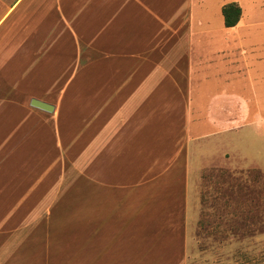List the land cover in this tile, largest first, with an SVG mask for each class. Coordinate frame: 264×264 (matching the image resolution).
Listing matches in <instances>:
<instances>
[{"label": "crops", "instance_id": "crops-1", "mask_svg": "<svg viewBox=\"0 0 264 264\" xmlns=\"http://www.w3.org/2000/svg\"><path fill=\"white\" fill-rule=\"evenodd\" d=\"M190 7L186 36L179 0H0V264H260L259 210L132 187L166 168L184 47L190 97L219 99Z\"/></svg>", "mask_w": 264, "mask_h": 264}, {"label": "rangeland", "instance_id": "rangeland-1", "mask_svg": "<svg viewBox=\"0 0 264 264\" xmlns=\"http://www.w3.org/2000/svg\"><path fill=\"white\" fill-rule=\"evenodd\" d=\"M179 1L181 17H185L182 34L190 36L191 5L196 14L203 11L208 21L196 19L197 33L208 28L213 31L215 38L203 42L207 46L214 42L207 59L213 68L212 80L202 86L210 97L219 99L204 103L190 97L185 80L190 49L184 47L188 53L180 51L184 80L180 94H167L166 100L170 97L171 102L152 107L163 119L159 128L171 148L165 154L166 168L151 170L148 180H143L149 183L133 185V190L165 193L170 198L191 193L206 198L207 207L227 204L229 208L259 210L257 216L249 217L258 225L247 232L264 242V0ZM232 2L243 12L235 30L224 27L222 15V7ZM183 38L185 45L188 39ZM194 91L201 96L198 88ZM261 252L260 264H264V248Z\"/></svg>", "mask_w": 264, "mask_h": 264}, {"label": "trees", "instance_id": "trees-1", "mask_svg": "<svg viewBox=\"0 0 264 264\" xmlns=\"http://www.w3.org/2000/svg\"><path fill=\"white\" fill-rule=\"evenodd\" d=\"M242 13V7L237 2L225 4L222 7L225 27L231 29L238 26L242 19Z\"/></svg>", "mask_w": 264, "mask_h": 264}, {"label": "water", "instance_id": "water-1", "mask_svg": "<svg viewBox=\"0 0 264 264\" xmlns=\"http://www.w3.org/2000/svg\"><path fill=\"white\" fill-rule=\"evenodd\" d=\"M32 105L37 107V108H40L42 110H46L47 112H50L53 110V106H50L48 104H45L43 102H40L38 100H33L32 101Z\"/></svg>", "mask_w": 264, "mask_h": 264}]
</instances>
